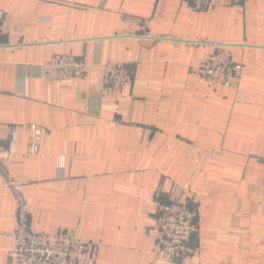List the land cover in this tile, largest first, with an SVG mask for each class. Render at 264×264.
I'll use <instances>...</instances> for the list:
<instances>
[{
	"label": "crops",
	"instance_id": "1",
	"mask_svg": "<svg viewBox=\"0 0 264 264\" xmlns=\"http://www.w3.org/2000/svg\"><path fill=\"white\" fill-rule=\"evenodd\" d=\"M0 264H14L24 187L34 230L57 225L98 244L93 264H264V0H0ZM224 50L241 76L198 70ZM71 53L86 76L48 82L43 62ZM132 72L105 83L106 61ZM42 129L30 152L32 128ZM214 151H220L216 154ZM63 156V164H60ZM190 181L199 231L183 258L149 252L144 231L170 180Z\"/></svg>",
	"mask_w": 264,
	"mask_h": 264
},
{
	"label": "built area",
	"instance_id": "2",
	"mask_svg": "<svg viewBox=\"0 0 264 264\" xmlns=\"http://www.w3.org/2000/svg\"><path fill=\"white\" fill-rule=\"evenodd\" d=\"M216 0H191L197 9H207ZM240 3L245 0H228ZM5 10L0 8V20ZM243 64L234 61L224 51L206 57L198 70L201 77L212 84H228L239 78ZM92 63L71 53H55L43 62V78L48 82L82 78L91 70ZM105 83L125 84L132 81V72L122 61H106L103 64ZM42 129L32 128L30 152L39 153ZM17 130L10 132L7 146L0 147V160L16 152ZM221 154L220 151H214ZM60 164L64 158L60 156ZM33 178L17 180L6 178L17 200L16 223L12 230L13 245L7 254L14 264H93L97 260L98 244L78 235L76 230H64L54 225L48 230H34L29 223L31 200L23 192ZM195 193L190 181L178 183L170 180L165 201H156L157 216L147 223L144 231L151 235L149 252L166 262L185 257L190 240L199 231L196 219Z\"/></svg>",
	"mask_w": 264,
	"mask_h": 264
}]
</instances>
